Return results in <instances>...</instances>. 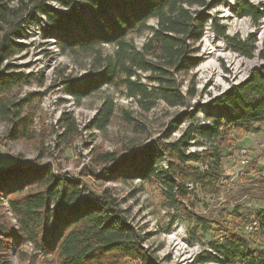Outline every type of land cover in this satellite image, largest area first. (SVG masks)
<instances>
[{"label":"trees","instance_id":"obj_1","mask_svg":"<svg viewBox=\"0 0 264 264\" xmlns=\"http://www.w3.org/2000/svg\"><path fill=\"white\" fill-rule=\"evenodd\" d=\"M15 1L16 6L12 5ZM49 1L70 11L63 12ZM219 2L0 0V122L10 124L13 140L28 136L29 123L22 116L23 104L9 98V92L24 73L14 71L17 65L10 61L16 52L23 51L19 40L24 35V24H36L45 16L46 21H42L45 39H55L64 54L91 58L89 73L68 81V92L77 100L105 85L122 86L126 95L145 111L153 109L160 100L171 107L185 108L169 121L160 138L151 139L143 150L125 156L123 161L114 152L98 153L97 161L105 165L97 176L159 182L164 195L185 220L193 221L196 230L210 231L213 221L190 211L191 205L186 203L190 193L194 185L206 187L220 181L223 150L236 142L227 140L233 130L249 131L252 124L264 121V65H261L245 81L210 100L208 106L217 110L207 114L211 122L195 123L189 101L197 92L192 71L202 61L199 44L211 17L206 10ZM237 10L256 21L263 15L249 0H237ZM153 18L155 25L150 24ZM214 24L218 34L224 36L226 27L217 20ZM145 33L143 46L137 47L134 37ZM227 38L245 56L253 57L257 51L255 35L248 40ZM105 44L114 47L112 54L103 53ZM181 76H189L187 93L181 89ZM115 107L111 97L103 100L94 121L96 128H105L111 122ZM127 118L136 130H145L140 123L132 122L133 117ZM63 120L71 134L77 130L74 119L65 115ZM187 120L189 123L178 138L169 140ZM206 143L212 145L201 146ZM193 145L205 149L191 151ZM163 160L167 162L164 166ZM53 170L49 163L40 168L21 164L0 169L1 264H13L12 255L23 260L21 264H38L42 259L46 264H160L143 246L142 233L126 218L110 189L97 195L88 194L76 178ZM260 212L257 216L264 228V209ZM231 215L228 224L214 221L222 225L225 234L220 242L211 243L215 249L205 251L201 261L264 264V249L253 248L249 240L256 232L247 233L249 236L241 232L245 228L241 214L234 210ZM27 243L33 245L30 257L23 250Z\"/></svg>","mask_w":264,"mask_h":264},{"label":"rangeland","instance_id":"obj_2","mask_svg":"<svg viewBox=\"0 0 264 264\" xmlns=\"http://www.w3.org/2000/svg\"><path fill=\"white\" fill-rule=\"evenodd\" d=\"M221 2L225 1L221 0ZM48 3L56 8H62L52 1ZM232 4L222 11V17H217L219 24L224 25L226 29H231L235 23L233 14L241 15L237 10V3L235 6ZM12 5L16 6V1L12 2ZM215 7L218 9V6ZM230 7L235 9L232 10ZM216 8L211 9L215 11ZM61 10L70 11L64 7ZM44 17L42 16L43 22L46 21ZM42 21L36 24L28 22L24 24V35L19 40L23 51L16 52L10 61L17 65L14 71L24 73V76L21 77L18 85L12 87L9 98L14 102H22V116L27 118L29 130L26 138L13 140L9 132L10 124L0 122V164L12 166L18 161L25 160L31 166L40 168L49 163L55 173H65L80 181L88 194L97 195L105 189H110L119 201V208L125 211L126 218L142 233L143 246L160 264H175L171 254L173 243H169L168 234L182 231L178 228L180 226L189 237L200 236L205 241V248L196 254L191 246L183 247V256L189 259L187 264H208L201 261L205 249L212 246V242H220L221 236L225 234L224 230H221L222 225L214 221L228 224L233 218L231 214L237 210L245 224L253 220L248 224L251 226L258 217L253 214L264 209V121L252 124L249 131H232L227 140L229 142L234 139L236 142H231L232 147L223 150V174L220 181L206 187L194 185L189 202H186L191 205L190 211L213 221L210 231L196 230L193 221L185 220L164 195L165 191L159 182H144L135 178L124 180L114 175L109 176L112 179L97 176L102 173L105 165L97 161L98 153L114 152L117 154V159L123 161L125 156L143 150L151 139L160 138L161 134L165 133L169 121L177 115V112L185 108L171 107L160 100L153 109L145 111L134 98L126 95L122 86L119 88L105 85L94 94L77 100L68 92V81L80 79L89 73L91 58L87 55L71 56L62 53L55 39L43 37ZM150 24L155 25L156 19H151ZM261 24L256 23L255 32L249 33L245 39L241 33L228 35V37L237 36L241 40H248L251 35L256 36L257 51L253 57L244 55V61L242 58H235L234 62L226 61L223 59L226 58L225 56L218 54L220 49L218 44L213 52L210 50L211 47L205 46L203 42L199 44L202 61L199 67L192 71L195 75L197 92L189 100L196 117L195 123L211 122L207 114L210 111L217 113V110L208 106L210 100L231 89L236 85L235 83L243 82L253 69L264 65V57H261V53H264V32ZM242 31L245 30L237 24V32ZM146 38L147 33L135 36V45L143 46ZM225 39L228 49L239 53L233 48L230 40ZM102 51L107 56L113 53L114 47L105 44ZM212 58H215L222 77L217 68L208 70L201 68L202 63ZM246 59L257 62L251 65L245 61ZM179 79L182 82V91L187 93L189 76H181ZM231 84L233 86H230ZM106 97H111L115 102V114L105 128L99 129L95 127L94 121ZM65 115L76 122L77 130L72 134L66 129L64 120L62 121ZM127 115L133 117L134 124L143 125L145 130H136V127L129 123ZM188 123V120L185 121L173 132L169 140L177 139ZM200 142L204 140L201 139ZM211 145L206 143L201 146ZM197 147L193 145L192 148L205 149ZM242 149L246 150L244 156L248 160L246 164L241 162L244 158ZM166 163L163 160L161 165L164 166ZM260 229L263 228L257 225L251 227V230ZM241 232L249 236L245 228ZM255 232L256 234H252ZM251 234L249 240L252 247L264 249V229L251 231ZM27 244L33 246L31 243ZM29 245L23 246V250L29 255H26L27 257L33 253ZM42 260H39L38 264H46ZM11 261L13 264L24 262L14 255Z\"/></svg>","mask_w":264,"mask_h":264},{"label":"built area","instance_id":"obj_3","mask_svg":"<svg viewBox=\"0 0 264 264\" xmlns=\"http://www.w3.org/2000/svg\"><path fill=\"white\" fill-rule=\"evenodd\" d=\"M237 0H225V2H219L218 3V9L217 10H206L209 11L210 13H212L213 15V20H217V17H222V11H224V9L227 8V6H229L232 3H237ZM252 4H254L255 6H257L262 12L263 15L259 20H255L253 18V16L251 15H241V16H236V22L234 23V25L232 26L231 29H226V34L224 36H221L218 34V32L215 29V25L214 27H207V24L205 26L206 28V37L204 38V40L202 41L203 44H205V46L207 47H211V52H213L214 47L217 44H222L224 46V53H226L228 55V58H223L226 61H233L235 60V58H242V61H244V55H242L240 52H232L228 49L227 43H226V39L228 35L230 36H234L237 33H241V36L243 37V39L246 38V36L249 35V33L251 32H255L257 25L256 23H262L261 27H262V31L264 32V8H263V1H256V0H249ZM219 23V21H218ZM237 24H247V31L244 32H237ZM260 38V37H259ZM258 41V40H257ZM256 41V42H257ZM258 46V44L256 45ZM231 57V58H230ZM230 86H233V84H231ZM229 87V86H228ZM179 136V135H178ZM200 148V147H197ZM195 148L191 147V151H195ZM241 153L243 155V157L246 154V150L242 149ZM242 163L246 164L248 162V160L244 157L242 158ZM28 164V163H25ZM260 210L255 212L253 214V216H257V214H259ZM251 227H256V225H248V222L245 224V231H247L248 233L251 234ZM181 228L182 231H178V239L177 242H169V243H173V250H172V260H174L175 264H187L188 259H185L183 256V247L184 246H191L192 251L194 252V254H196L198 251L202 250V248H205V241L201 238H193V237H189V235L186 233V231L183 230V227H178ZM29 245V244H26ZM29 247L31 248V250L33 251V246L29 245ZM211 248V247H210ZM211 249H215L213 246ZM219 254V253H218ZM40 257L42 256V253H40Z\"/></svg>","mask_w":264,"mask_h":264},{"label":"bare ground","instance_id":"obj_4","mask_svg":"<svg viewBox=\"0 0 264 264\" xmlns=\"http://www.w3.org/2000/svg\"><path fill=\"white\" fill-rule=\"evenodd\" d=\"M225 1V0H224ZM256 1H263V8H264V0H256ZM236 5V3H233L232 4V6H235ZM216 6H218V5H216ZM214 8H216V7H213V9ZM232 10H234L235 8L234 7H230ZM234 8V9H233ZM217 9V8H216ZM230 9V10H231ZM201 10V9H200ZM210 10H212V9H210ZM208 13L211 15V17H210V19H209V21L206 23L207 24V27H214V20H213V15H212V13H210L209 11H208ZM236 16H241V15H239V14H233V17H234V20H235V22H236ZM45 18V17H44ZM206 24H205V26H206ZM239 25H241L242 26V28L245 30V31H247V24H239ZM243 32V31H242ZM206 37V28L204 27V33H203V36H202V39H201V41H200V43L204 40V38ZM219 46V55H223V57L225 56L226 58H228V55L227 54H225L224 52V46L222 45V44H218ZM231 58V57H230ZM248 64H254V63H256L257 61H250L249 59H246L245 60ZM240 61L238 60L237 61V63H239ZM202 66L203 67H201L202 69H204V70H208V69H212V68H217V69H219V67L216 65V60H215V58H212V59H209V60H207L206 62H204V63H202ZM219 73H220V76L222 77V73H221V70L219 69ZM221 77H219V79H220V83H222V81H221ZM224 81V80H223ZM245 81V80H244ZM240 83V81L239 82H237V83H235L236 85L237 84H239ZM229 89V88H228ZM20 162H23V163H27V162H25V160H21ZM3 199V198H2ZM5 200V202H4V204L5 205H8V203H7V201H6V199H4ZM9 215V214H8ZM260 218L259 217H257L256 218V220L254 221V225H257V227H260V228H262V226H261V224H260V220H259ZM12 220L16 223V220L13 218V216H12ZM264 229V228H263ZM178 231H173V232H171L170 234H168V239H169V241L170 242H177V239H178ZM210 245V244H209ZM211 247V246H210ZM209 246L207 247V249H205V251H209L211 248H210ZM187 250V249H186ZM212 250V249H211ZM184 251V250H183ZM187 253V252H186ZM203 254V253H202ZM193 259V258H192ZM189 260V259H188ZM189 262V261H188ZM190 264V263H189ZM208 264H219V263H215V262H208Z\"/></svg>","mask_w":264,"mask_h":264},{"label":"water","instance_id":"obj_5","mask_svg":"<svg viewBox=\"0 0 264 264\" xmlns=\"http://www.w3.org/2000/svg\"><path fill=\"white\" fill-rule=\"evenodd\" d=\"M21 164H25V163H23V162H20V161H18L16 164H14V165H21ZM7 167H9V166H5V165H1L0 164V169H6Z\"/></svg>","mask_w":264,"mask_h":264}]
</instances>
